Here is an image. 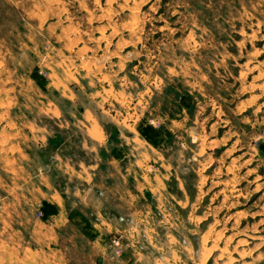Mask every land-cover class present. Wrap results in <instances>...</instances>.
Here are the masks:
<instances>
[{"label": "rangeland", "instance_id": "rangeland-1", "mask_svg": "<svg viewBox=\"0 0 264 264\" xmlns=\"http://www.w3.org/2000/svg\"><path fill=\"white\" fill-rule=\"evenodd\" d=\"M114 149L141 197L101 254L38 187L71 207L55 153L102 182ZM0 264H264V0H0Z\"/></svg>", "mask_w": 264, "mask_h": 264}, {"label": "crops", "instance_id": "crops-1", "mask_svg": "<svg viewBox=\"0 0 264 264\" xmlns=\"http://www.w3.org/2000/svg\"><path fill=\"white\" fill-rule=\"evenodd\" d=\"M95 126L98 127L96 132L93 131L96 128ZM169 128L158 130L147 129L145 134L150 141L153 140L154 142H158L163 140L166 135L168 136V134H170ZM87 129L90 138L95 144L92 149H98L99 146H106L108 143V135L101 124L97 125L92 122ZM90 130L93 131V134ZM113 153L114 155L108 160L109 166L104 168L105 173L101 175L106 178L104 181L102 180V182L98 180L97 172L94 167V170H90L87 166L84 168V165L80 164L81 168L75 169L59 151L55 153L50 161V164L58 161L56 165L63 174L68 175L69 180L79 178L88 183V185L82 189L76 187L71 190L68 188L69 191L66 190V192L72 191L71 195L77 199V203L80 202V205L85 206V208L77 207L76 202H72L71 207L68 206L65 196L59 190V185L56 184L54 176H52L51 167L48 165L44 167L47 173L44 174V182H42L45 190L41 188V186L38 187L45 195L40 202H38V204H41V209L48 216L45 226L52 231H56L58 227L70 222L76 229L86 234V236H91L89 237L93 239L94 244H98L101 254L107 253V250H109V246L104 240V234L106 235L109 232H123L124 235L130 236L135 235L134 230H136L134 228L133 218H131L132 223H130L129 226H125L123 222L124 217L122 215L115 219L108 218V216H106L107 209H115L120 213L128 212L131 215L138 214L139 210L136 209L137 206L135 202L141 197L138 188L140 184H138L135 189H133L132 186L127 187L128 176L131 174V171L129 167L122 164V161L128 156L127 151L114 149ZM112 196L116 197L115 199H117V201L112 199ZM89 209H91V213ZM92 215H94L95 218H93Z\"/></svg>", "mask_w": 264, "mask_h": 264}, {"label": "built area", "instance_id": "built-area-1", "mask_svg": "<svg viewBox=\"0 0 264 264\" xmlns=\"http://www.w3.org/2000/svg\"><path fill=\"white\" fill-rule=\"evenodd\" d=\"M111 246L113 248L114 253L116 254H121L122 252V248H123V241H122V237L120 235H116L114 234L111 237Z\"/></svg>", "mask_w": 264, "mask_h": 264}, {"label": "bare ground", "instance_id": "bare-ground-1", "mask_svg": "<svg viewBox=\"0 0 264 264\" xmlns=\"http://www.w3.org/2000/svg\"><path fill=\"white\" fill-rule=\"evenodd\" d=\"M92 126H94V125H92ZM95 127H96V126H95ZM97 128H98V127L95 128V130H94L95 132L97 131V130H96ZM91 129H92V128H91ZM90 131H91V130H90ZM92 132H93V131H91V133H92ZM99 132H100V131H99ZM97 133H98V132H97ZM92 134H93V133H92ZM100 135H101V134H100ZM95 137H96V136H95ZM99 138H100V137H99ZM206 238H207V237H206Z\"/></svg>", "mask_w": 264, "mask_h": 264}]
</instances>
